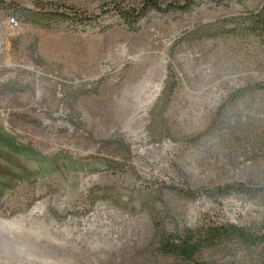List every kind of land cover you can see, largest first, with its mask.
Returning <instances> with one entry per match:
<instances>
[{
	"label": "rangeland",
	"instance_id": "rangeland-1",
	"mask_svg": "<svg viewBox=\"0 0 264 264\" xmlns=\"http://www.w3.org/2000/svg\"><path fill=\"white\" fill-rule=\"evenodd\" d=\"M19 1L102 23L41 28L0 5V264H183L158 226L261 222L241 194L166 186L264 184V48L225 32L264 0H196L134 30L102 11L144 0ZM203 258L262 264L264 244Z\"/></svg>",
	"mask_w": 264,
	"mask_h": 264
},
{
	"label": "trees",
	"instance_id": "trees-1",
	"mask_svg": "<svg viewBox=\"0 0 264 264\" xmlns=\"http://www.w3.org/2000/svg\"><path fill=\"white\" fill-rule=\"evenodd\" d=\"M197 4L196 0L174 1L169 4H164L161 0H144L140 6L127 8L116 2L107 5L102 13L106 16L108 12L112 11L119 18L121 24L128 30H134L149 11L167 12L176 8L188 12ZM0 5L14 10L16 14H20L23 20L41 28H51L53 25L58 26L61 23H67L75 28L102 23L98 22L99 18L95 14L79 12L74 8L69 10L48 9L38 2L25 6L19 0H0ZM225 32L241 38H254L264 48V3L256 10L246 11V14L233 18L229 29ZM251 89L263 90L264 81L254 83V87ZM166 187L181 191L188 198L214 194L222 196L241 194L250 200L258 201L264 208V184L237 182L222 184L213 189L198 188L194 190L180 189L170 185ZM262 215L261 222L252 226L228 221L222 222L211 215H204L195 226L174 229H164L158 226V232H160L159 251L164 256H170L183 264H216L205 260L204 254L224 246L243 245L253 248L264 244V212Z\"/></svg>",
	"mask_w": 264,
	"mask_h": 264
},
{
	"label": "built area",
	"instance_id": "built-area-1",
	"mask_svg": "<svg viewBox=\"0 0 264 264\" xmlns=\"http://www.w3.org/2000/svg\"><path fill=\"white\" fill-rule=\"evenodd\" d=\"M8 21L12 27H16L19 24L18 20L14 17H10Z\"/></svg>",
	"mask_w": 264,
	"mask_h": 264
}]
</instances>
